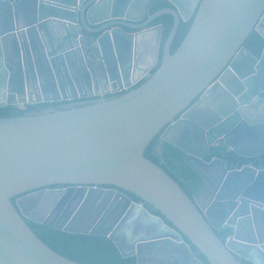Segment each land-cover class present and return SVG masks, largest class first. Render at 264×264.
<instances>
[{
    "label": "water",
    "instance_id": "obj_1",
    "mask_svg": "<svg viewBox=\"0 0 264 264\" xmlns=\"http://www.w3.org/2000/svg\"><path fill=\"white\" fill-rule=\"evenodd\" d=\"M138 1L0 0V86L19 96L0 97V107L49 102L50 89L73 85L129 87L159 61L163 25L147 27L163 14L174 17L161 66L139 87L58 111L0 118V264H81L49 247L25 218L108 237L138 264L142 251L206 264L192 246L209 264H264L263 157L245 166L208 160L217 149L245 157L234 145L242 142L264 154V87L256 80L264 50L257 57L245 46L253 31L264 39V0H190L186 7L169 0L173 7L153 14L145 0L133 21L125 15ZM195 12L171 54L180 21ZM148 35L144 61L140 44ZM200 95V107L173 122ZM168 125L161 145L178 148L201 178L192 198L145 156ZM55 185L72 187L66 207L68 192L48 189ZM20 195L15 205L12 198ZM30 203L35 207L26 211ZM91 215L99 220L86 225ZM225 228L231 234L223 242L216 231Z\"/></svg>",
    "mask_w": 264,
    "mask_h": 264
},
{
    "label": "trees",
    "instance_id": "obj_2",
    "mask_svg": "<svg viewBox=\"0 0 264 264\" xmlns=\"http://www.w3.org/2000/svg\"><path fill=\"white\" fill-rule=\"evenodd\" d=\"M171 7H173V5L169 0H151L148 12L150 14H153L160 9ZM195 14L196 12L189 21H180L178 31L172 43L171 54H174L183 42L193 23ZM151 24L163 25L162 45H164L174 26V17L171 14H163L156 20H154ZM245 46L250 50L252 54L259 57L261 56L264 49V39L256 31H253L250 34L249 38L246 40ZM159 66L160 64L153 70V73L158 70ZM143 83H145V81H143L140 85H142ZM59 103H42L29 105L25 110L13 108L12 106L0 108V118H14L31 114H40L44 111V109L56 106ZM32 111L36 112L29 113ZM156 145L157 141L156 138H154L146 149L145 156L157 165L161 166L172 178H174L179 183L182 189L191 197L198 184L200 183V177L198 176V174L186 167L175 166L173 168V166L175 165L174 158L179 157L180 155H182V153L180 154V152L174 148L165 147L164 151L161 154L159 150L156 149ZM215 155L220 158H228L230 161L232 160L231 155L226 153L224 149H218L215 152ZM181 168L187 170H182ZM174 169L178 170V176L173 173ZM57 186L58 185H55L53 187ZM105 187L113 188V186ZM127 194L134 201L141 202V199L136 197L134 194ZM20 196L12 198V202L15 205L17 198H19ZM146 208L151 213L161 216L160 212L154 210L151 205L146 204ZM25 221L43 242H45L57 253L73 261L79 262L81 264H138L136 256L124 257L118 249L117 245L108 237L98 236L96 234L68 233L57 230L56 228L51 226L32 222L26 218ZM166 222L168 224H171L167 220ZM216 233L220 237V239L225 242L227 237L231 234V229L225 228L216 231ZM185 240L189 242L186 238ZM192 249L201 260H203L206 264H209L206 257L200 254L194 246H192ZM243 264L251 263L243 260Z\"/></svg>",
    "mask_w": 264,
    "mask_h": 264
},
{
    "label": "flooded vegetation",
    "instance_id": "obj_3",
    "mask_svg": "<svg viewBox=\"0 0 264 264\" xmlns=\"http://www.w3.org/2000/svg\"><path fill=\"white\" fill-rule=\"evenodd\" d=\"M150 25H152V24H150ZM156 26H159V25H154V27H156ZM38 46H39V43L35 44V47L34 48L37 49ZM120 47H122V46L120 45ZM163 47H164V45H162V42H161V47H160V51H159V61H158V64H157L156 67H158L159 64L161 66V58H162V53H163ZM24 48H26V47H23V49ZM125 48L126 47H123L124 50H125ZM22 55H23V57H26L27 56L26 50H24L22 52ZM0 59L3 61V55H2L1 52H0ZM156 67H154L153 69H151L148 73H146L141 78L137 79L136 82L130 83V86L129 87H126V85H123L122 89H120V86L118 84L117 85H115V84L107 85V86L104 87L103 91L99 87L98 88L86 87L85 89H78L76 87V85H73L72 87H68L67 89L66 88H63V89L56 88L55 90L54 89H50V93L51 94H50V96H48V98L50 100H52V101L43 102V103H59V102H61V103H59L56 106L48 107V108L44 109V111H49V110H51V111H58V110H61V109H65L68 106L77 105V104H79L81 102L95 101V100H100V99H104V98L109 99V98L117 97L119 95H122L124 93H127V92H129V91H131V90L139 87V85L143 81H146L148 78L151 77V75L153 74V70ZM256 80H257V84L259 85L258 88L264 87V65L261 68V72L257 75V79ZM1 89H2V87L0 86V91H1ZM12 92L13 91L10 89V87H4V89H2V91L0 92V97H2V96L3 97H9V96L13 95L11 97H14L15 96V98L18 100L19 99V96L17 94L15 95V93H12ZM102 92H105V95L102 94ZM39 94H40V92H39ZM42 98H43V96H42ZM26 99L29 100V97L27 96ZM200 99H201V95L198 96L194 100V102L190 105V107L188 109H186L184 112H182L181 114H179L174 119L173 122H177V121L181 120V118L183 117V115L189 109H191L192 107H194V108L200 107V105H201L200 104ZM7 100H8V98H7ZM210 101L212 103H214V104L215 103L218 104V101H217V99L215 97L212 98ZM39 104H42V103H39ZM0 105H2V104H0ZM29 105H31V104H26V105L20 104L19 107H15L14 105H7L5 107L4 106H1L0 108H6L8 106H12L13 108H17V109H20V110H25L27 108V106H29ZM34 105H36V104H34ZM35 112L36 111H32V112H29V113H35ZM200 112H201V110H199V112H197V113H200ZM168 128H169V125L166 126L155 137L156 138V141H157L156 149H158L159 152L162 154V152L164 151V148L165 147L174 148V149L178 150L180 152V154H181L182 152L178 148H176L173 145H171L170 143L164 142V144L161 145L162 136L167 131ZM168 137H169L170 140L175 141L174 140L175 137H174L173 134H168ZM234 145H235L236 151L239 152V153H241V154H243V155H245V157L238 156L233 151H231L228 154L231 155V157H232L231 158L232 159L231 161L232 162L227 158L229 160V164L239 162L241 164V166H245V165H249V163L251 161H256L257 160V162H256V165H257V164H260V161L258 160L260 157H263L262 164H264V154L263 155H260L262 149L260 147H258L257 145L256 146H252V144H250L248 142L247 143L246 142H242L240 144H234ZM162 148H163V150H162ZM217 150H214L213 151L212 155L208 158V160H210L213 156H216L215 155V152ZM234 154L236 156H233ZM183 157H184V154L182 153V155H180L179 157L174 158V160H175L174 161V164L175 165L173 166V168L175 166L189 168L188 166L184 165V163H183V161H184ZM181 169L182 170H187V169H184V168H181ZM177 172H178V170H176V169L173 170V173H175L178 176V173ZM200 183H201V178H200ZM199 184H198V186H199ZM198 186H197V188H198ZM69 188H72V187L71 186H68V185H58L57 187H53V186L48 187V189H63V190H67L68 196H67L66 203L63 205L64 207H66L68 205V202H70L71 200H73V198L75 196L74 193H73L74 191L73 190H69ZM109 188H111V187H109ZM197 188H196V190H197ZM111 189H117L118 191H121L124 194H127V192H124V191H122V190H120V189H118L116 187H113ZM195 191H194V193H195ZM194 193L191 195V198L194 196ZM141 202H138V203H141ZM34 207H35V205L33 203H30L29 205L25 206V210L28 211L29 209H32ZM98 220H99L98 217L91 215L90 217H88V220H86V225H91V224H93L94 222H96ZM142 256L144 258L143 264H184V262H180L179 260H177L174 257H171V256L167 257L165 255H162V254L160 255L158 253H148V252L147 253H144L142 251Z\"/></svg>",
    "mask_w": 264,
    "mask_h": 264
},
{
    "label": "crops",
    "instance_id": "obj_4",
    "mask_svg": "<svg viewBox=\"0 0 264 264\" xmlns=\"http://www.w3.org/2000/svg\"><path fill=\"white\" fill-rule=\"evenodd\" d=\"M182 3H183V7H186L190 0H181ZM145 2V0H139L137 5L134 7V9H129L127 12H126V15L125 17L127 18H130L131 20H137L138 18H140V15H141V6L143 5V3ZM134 23H137V22H134ZM148 29H152L154 28V25H149L147 27ZM149 31V30H147ZM151 35H148L144 38V40L142 41V43L140 44V48L142 49V52L144 54V61L145 60H148L149 59V54H147L149 48H150V45H151V41H152V37H150ZM161 42H162V38H161ZM149 53V52H148Z\"/></svg>",
    "mask_w": 264,
    "mask_h": 264
}]
</instances>
